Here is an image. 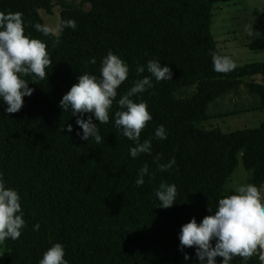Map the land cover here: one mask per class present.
I'll use <instances>...</instances> for the list:
<instances>
[{
  "label": "trees",
  "instance_id": "1",
  "mask_svg": "<svg viewBox=\"0 0 264 264\" xmlns=\"http://www.w3.org/2000/svg\"><path fill=\"white\" fill-rule=\"evenodd\" d=\"M228 1L0 0V11L22 13L25 34L46 43L52 62L48 78L33 83L26 77L34 91L18 112L7 114L0 103V171L6 186L18 191L26 221L18 239L0 244V264H37L56 242L65 247L69 264H198L194 247L180 251V228L192 217L199 222L218 198L232 194L224 186L239 157L250 183L261 190L264 185V123L233 132L200 127L212 119L209 105L242 87L260 97L256 109L264 110V63L236 65L229 73L212 68L210 52L222 54L211 31L213 8ZM55 6L61 10L62 34L44 36L33 25L44 24L40 10L52 13ZM68 18L75 20V30L62 27ZM249 48L264 50V38ZM109 50L130 68L118 97L138 78L137 64L158 59L173 72L172 80L153 81L139 96L152 115L140 136L151 140V154L129 156L132 141L114 127L115 102L108 123L94 121L101 143L81 140L76 117L58 107L81 73L99 75ZM188 88L195 89L192 95L176 96ZM67 124L73 125L71 133ZM160 124L167 139L154 137ZM157 153L161 162L175 157L176 164L158 171ZM145 163L152 175L136 187ZM161 182L177 188L175 204L167 209L157 207L154 190ZM36 223L39 231L32 228ZM231 264L245 261L235 257ZM247 264L259 261L253 256Z\"/></svg>",
  "mask_w": 264,
  "mask_h": 264
},
{
  "label": "clouds",
  "instance_id": "2",
  "mask_svg": "<svg viewBox=\"0 0 264 264\" xmlns=\"http://www.w3.org/2000/svg\"><path fill=\"white\" fill-rule=\"evenodd\" d=\"M25 26L22 13L0 11V103L7 105L4 109L7 114L18 112L24 104V97L32 95L34 89L29 87L26 77H30L33 83L48 78L46 69L52 63L46 43L25 34ZM33 27L44 36H57L55 27L42 23H35ZM62 27L75 30L77 24L68 18ZM245 31L249 36L254 32L249 25H245ZM210 56L213 71L229 73L236 68L235 61L228 55L211 51ZM90 62L95 64V58ZM129 71L128 63L109 50L100 60L99 75L81 73L77 82L63 94L58 107L76 117L79 129L76 135L81 140L89 142L92 139L101 143L103 138L94 121L99 125L108 123L115 102L118 110L113 114L114 127L132 141L128 154L135 159L152 151L150 139L140 140L141 131L152 120V115L147 102L139 96L153 88V81L172 80L173 72L168 64L162 65L158 59L137 64L135 73L138 78L118 97V89L128 78ZM145 72L148 75H142ZM66 131L71 133L73 125L67 124ZM167 135L163 124L154 130L155 139L164 140ZM161 159L160 153L153 157L158 171L166 172L176 164L175 157L167 162H161ZM151 175L149 165L145 163L138 169L135 186H142L145 176ZM154 192L159 201L157 207L167 209L175 204L178 195L175 184L161 182ZM20 200L18 191L6 186L4 173L0 171V244L21 236L26 221ZM207 211L209 214L199 222L192 217L181 226L180 251L194 247L198 264H231L235 257L247 264L253 256L259 264H264V192L261 189L253 183L236 184L232 194L218 198L215 208L209 206ZM32 228L39 231L40 224L36 223ZM65 254L63 244L56 242L44 251L37 264H69ZM217 257L222 259L218 262ZM189 259V254L184 252V260Z\"/></svg>",
  "mask_w": 264,
  "mask_h": 264
},
{
  "label": "rangeland",
  "instance_id": "3",
  "mask_svg": "<svg viewBox=\"0 0 264 264\" xmlns=\"http://www.w3.org/2000/svg\"><path fill=\"white\" fill-rule=\"evenodd\" d=\"M40 15L44 24L57 28V36L62 34L61 10L58 6L53 8L52 13L40 10ZM245 25L253 27V35L247 34ZM211 31L221 53L230 56L237 66L264 63V50L253 51L249 48L250 43L264 38V0H230L216 4L213 8ZM256 80L261 81L259 77ZM194 90L183 89L176 96L188 97ZM260 103L258 95L249 94L242 87L239 92L222 96L209 105L208 112L212 119L201 123L200 127H217L223 132L258 128L264 123V110L256 109ZM248 108L249 111H245ZM250 177V172L244 168L242 158L239 157L238 167L226 182L225 191H233L236 184L250 183ZM261 191L264 192V185Z\"/></svg>",
  "mask_w": 264,
  "mask_h": 264
}]
</instances>
